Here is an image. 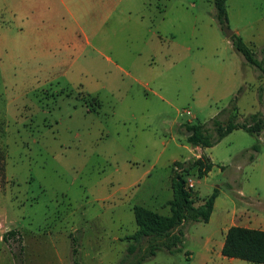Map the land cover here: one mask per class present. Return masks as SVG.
Listing matches in <instances>:
<instances>
[{"label":"rangeland","instance_id":"obj_1","mask_svg":"<svg viewBox=\"0 0 264 264\" xmlns=\"http://www.w3.org/2000/svg\"><path fill=\"white\" fill-rule=\"evenodd\" d=\"M188 1L198 2L196 28L190 30L184 9L162 48L170 55L156 56V65L145 69L147 45L99 39V25L89 22L79 25L82 31L55 25L47 56L42 39L18 35L32 1L0 0V264H63L58 257L66 260L73 247L81 264H116L137 229L134 205L169 213L173 160L189 156L186 146H192L175 122H207L234 96L236 121L264 111L257 91L264 79L218 26L213 0ZM227 5L225 26L238 30L264 62V0ZM64 26L72 30L66 36ZM217 34L225 39L219 47ZM215 51L239 70L236 85L215 73L199 81L203 63L207 69L222 63L208 53ZM207 152L213 168L192 177L198 200L219 190L213 218L187 223L180 250L160 249L142 264H257L224 257L214 243L205 251L200 243L216 241L234 210L264 209V132L233 130ZM11 230L16 234L5 239Z\"/></svg>","mask_w":264,"mask_h":264},{"label":"trees","instance_id":"obj_2","mask_svg":"<svg viewBox=\"0 0 264 264\" xmlns=\"http://www.w3.org/2000/svg\"><path fill=\"white\" fill-rule=\"evenodd\" d=\"M227 0H213L215 19L223 28L228 22ZM229 40L235 50L241 53L244 59L260 71L259 78L264 79V62L258 59L251 47L242 37L234 33ZM243 88H239L238 93ZM259 100H264V82L257 87ZM236 101L234 96L227 107L221 109L207 122H193L184 124L185 133H190L186 141L192 146L210 147L236 129H243L252 135L264 132V111L250 114L249 121H236ZM228 112L225 120L220 118ZM258 150L255 144L252 147ZM213 167V163L206 155L191 157L185 160H176L171 166L172 198L167 202L168 214H161L146 206L134 205L135 223L137 229L128 236L125 254L116 264H142L155 256L156 252L164 249L174 252L181 249L184 239V229L189 222H208L213 210L214 201L219 193L217 188L196 205L194 189H185V179L188 176L202 178ZM16 234L15 230L8 231L5 239ZM221 254L227 258H238L249 262L264 264V230L246 228L233 225L228 228ZM73 264H81L78 258V249L72 248Z\"/></svg>","mask_w":264,"mask_h":264},{"label":"crops","instance_id":"obj_3","mask_svg":"<svg viewBox=\"0 0 264 264\" xmlns=\"http://www.w3.org/2000/svg\"><path fill=\"white\" fill-rule=\"evenodd\" d=\"M24 1V0H23ZM31 8L22 14V21L26 26V29L22 26L18 30V35L20 39H23L24 36H30L31 39H42V50L47 56H51L53 50V36L55 25L61 24H75L78 25L81 31L84 30L79 25L84 23H92L99 25L94 29V33L97 34L99 39H118L126 41H136L141 40L144 45H147L149 48L150 59L146 60V63L143 65L145 69H151L152 65H156L158 61V55L163 54L164 57L170 55L168 52L163 51L164 45L168 47V39L174 37V31L169 28V26L175 22L182 23V19L185 16V11L187 12V17L190 19V30L196 28V11L198 9V2H190L188 0H31ZM190 2V5L187 6ZM228 2V0H227ZM226 2V8L228 5ZM187 3V4H186ZM174 11L176 16L171 17V12ZM215 14V12H214ZM179 15V16H178ZM228 16V11H227ZM105 24H108V27H103ZM219 26V25H218ZM61 34L66 36L72 32L71 29L63 27L61 29ZM238 34V30L234 31ZM217 41L215 40V46L224 43V37H219L218 34ZM33 43L29 45L30 49H33ZM167 44V45H166ZM177 47L180 44L174 43ZM151 46V47H150ZM28 47V45H27ZM26 47V48H27ZM219 47V46H217ZM188 51H192L190 46H187ZM199 51L203 50L202 46L198 47ZM218 49V48H217ZM120 54H123V49H119ZM32 51V50H31ZM139 54L138 51H135ZM213 53V56L220 59L222 63L214 66V68H208L205 66V63L201 65L204 69V72L200 74V82H209L215 73V79L223 78L227 79L230 86L236 85L235 80L236 76H239V70H231L229 66H225L224 60L219 55L218 51L208 52ZM202 55V54H201ZM197 56H200L198 54ZM209 73H212L209 75ZM238 80V78H237ZM189 110V109H188ZM219 112V111H218ZM215 116V115H214ZM212 118V117H211ZM193 119L186 121L175 122L174 128L177 125H182L186 123H193ZM200 122V121H196ZM203 123V122H201ZM211 147V146H210ZM210 147H200V146H186L189 156L183 158V160L188 159L190 156H201L206 155L211 162H214L210 155L208 154V149ZM177 159L173 160L176 161ZM213 168V167H212ZM211 171V170H210ZM210 171L208 173H210ZM207 173V174H208ZM206 174V175H207ZM205 175V176H206ZM242 194V192L240 191ZM219 194V193H218ZM196 196L195 204L198 205L202 203V200H198ZM172 198V197H171ZM170 198V199H171ZM214 201L213 210L211 212L208 222L213 218L216 200ZM169 199V200H170ZM167 200L165 204L169 201ZM259 211V212H258ZM260 213H263L260 214ZM88 222V221H86ZM207 223V222H204ZM233 225L243 226L246 228L260 229L264 230V209L258 208V210H253L250 208H242L239 210H234L230 218L225 217V221L220 224L219 232L220 236L216 241L212 242L210 239L200 243L202 249L205 251H210L212 245L217 247L218 252L221 253V248L224 244L225 234L229 227ZM135 232V231H134ZM133 232V233H134ZM132 233V234H133ZM119 239V237H115ZM187 253H191L189 249L186 250ZM70 255L66 260H63L58 257L59 262L63 264H73L72 260V248L68 253ZM79 257V251H78ZM65 259V258H64ZM233 259V258H230Z\"/></svg>","mask_w":264,"mask_h":264},{"label":"built area","instance_id":"obj_4","mask_svg":"<svg viewBox=\"0 0 264 264\" xmlns=\"http://www.w3.org/2000/svg\"><path fill=\"white\" fill-rule=\"evenodd\" d=\"M183 112L187 115H190V110L188 109H185L183 110ZM200 157V156H197V158ZM195 187V181H194V178L192 176H188L186 179H185V189L188 190V191H191L192 189H194Z\"/></svg>","mask_w":264,"mask_h":264},{"label":"water","instance_id":"obj_5","mask_svg":"<svg viewBox=\"0 0 264 264\" xmlns=\"http://www.w3.org/2000/svg\"><path fill=\"white\" fill-rule=\"evenodd\" d=\"M223 30L227 38H230L235 33L233 30L229 29L227 26H224ZM189 134L190 133H188V135Z\"/></svg>","mask_w":264,"mask_h":264}]
</instances>
